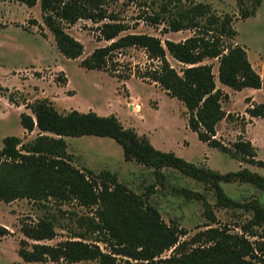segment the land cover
I'll list each match as a JSON object with an SVG mask.
<instances>
[{
    "label": "trees",
    "instance_id": "1",
    "mask_svg": "<svg viewBox=\"0 0 264 264\" xmlns=\"http://www.w3.org/2000/svg\"><path fill=\"white\" fill-rule=\"evenodd\" d=\"M33 7L38 0H17ZM114 0H40L43 24L54 36L59 52L67 59L76 60L83 55V44L66 32V26L75 25L80 20H90L99 24V40L109 43L96 48L81 61L87 70L105 71L111 76L128 80L132 77L156 84L171 98L177 99L186 108L187 126L195 132L200 141L208 146L229 154L241 163L264 168V161L257 160V150L253 143L241 136L229 147L217 138V125L223 120H233V115L224 111L222 104L229 95L217 87L213 65L208 59L218 61V81L235 91L246 88L263 89L264 75L252 66L244 47L233 41L237 31L233 27V17L218 15L208 3L193 0H127L149 7V11L139 19L150 26H164L162 34L192 31V36L183 41H162L149 34L129 33V25L120 15L110 11ZM263 0H237L242 19L256 16ZM129 49H141L147 56L148 65L136 71L121 73L118 55ZM181 65L178 72L167 56ZM66 82L63 84L65 85ZM0 90L3 88L0 86ZM32 115L20 116L22 127L27 132L39 130L37 137L27 143L15 136L3 139L0 149V202L10 203L18 199L43 203L49 200L65 205L77 202L83 207L100 205L102 219L97 221L81 217L78 223L86 227L83 233H75L73 239L60 242L56 246L30 244L27 239L41 242L55 237V221L43 217L35 226L27 225L23 233L27 239L20 241L19 256L26 264L44 261L79 263L97 261L98 264H119L115 255L122 254L125 264H157L155 258L164 250L175 246L185 233L168 227L160 221L158 211L145 208L141 197L128 192L118 183L117 177L106 173L101 185L94 178L76 170L71 165V155L67 153L66 138L95 136L111 138L123 149L124 159L138 165L151 167L157 176L165 168L197 180L211 190L218 208L243 210L249 214L248 220L237 225L240 233H229L225 228H210L199 235L204 238L208 249L182 252L180 256L165 259L161 264H252L256 259V248L264 256V204L260 200L239 202L226 194L222 183H247L264 192V176L248 168L222 174L208 167L190 163L173 152L156 149L149 138L139 135L133 128H125L114 115L100 116L96 112L87 113L71 110L60 113L48 99L26 105ZM251 118L264 120V102L254 103L246 109ZM242 123H247L243 117ZM246 125V124H245ZM103 177L101 179H103ZM106 180V181H105ZM183 193L202 201L207 218L216 223L204 195L183 189ZM116 205L118 211L127 213L128 223L135 218V227L145 237H134L135 230L128 229L119 221L107 218L109 205ZM132 214H138L139 218ZM121 225L122 228L119 226ZM10 232L0 226V238ZM96 236L90 242V236ZM251 238L258 241L251 242ZM110 244L115 252H104L98 243ZM213 252L223 258V263L209 261L204 252ZM249 257L251 260L246 261ZM264 264V257L261 259Z\"/></svg>",
    "mask_w": 264,
    "mask_h": 264
},
{
    "label": "rangeland",
    "instance_id": "2",
    "mask_svg": "<svg viewBox=\"0 0 264 264\" xmlns=\"http://www.w3.org/2000/svg\"><path fill=\"white\" fill-rule=\"evenodd\" d=\"M208 3L218 15L229 14L233 17V27L237 36L233 43L244 47L254 69L264 75V0L256 16L242 19L239 15L237 0H193ZM110 11L118 13L120 19L129 25L130 30L124 34L140 33L159 37L162 41H183L192 36V31L162 34L164 26L153 27L140 20L139 17L150 12L149 7L139 3L130 4L127 0H114ZM90 20H80L75 25L66 26V32L80 41L84 46L83 55L76 59H67L58 50L54 36L43 24L40 0L33 7L17 0H0V149L3 139L15 136L23 143L34 140L39 134L35 128L27 132L21 125L20 116L23 113L32 115L26 105H32L38 100L48 99L60 113L71 110L87 113L96 112L100 116H116L125 128H133L139 135L149 138L151 144L163 152H173L178 157L196 164L208 167L222 174L236 172L248 168L264 176V168L241 163L229 154L208 146L199 140L197 134L187 126L185 106L154 83L132 77L128 80L118 79L110 73L99 70H87L81 66V61L87 58L98 47L109 45L99 40L98 27ZM170 64L178 71L181 65L167 56ZM121 73L136 71L148 65L147 56L141 49H129L118 55ZM206 64L213 65L217 87L228 93L229 100L222 104L226 113L233 115V120L220 122L217 138L226 145H231L241 136L250 140L257 150V160L264 161V120L251 118L246 109L254 103L264 102V90L246 88L235 91L223 86L218 81V61L208 59ZM66 82L65 85H63ZM247 123H242V118ZM67 153L71 155V165L94 178L101 185L106 173L117 177L118 183L141 197L145 208H155L160 221L168 227L182 230L185 235L179 242L164 251L156 258L157 264L182 252L208 249L204 238L199 235L210 228L229 229L231 234L240 233L237 227L250 217L243 210L218 208L216 198L205 184L194 180L180 172L165 168L157 176L151 167L127 162L124 159L122 147L111 138L83 136L68 137ZM103 177V179L101 178ZM106 181V180H105ZM226 194L231 198L245 202L260 200L264 204V192L254 186L241 183H222ZM183 189L200 193L205 196L216 217V223H211L206 216L202 201L191 199L183 193ZM103 207L80 206L77 202L61 205L54 200L43 203L34 200L18 199L10 203L0 202V226L5 227L10 234L0 238V264H26L19 256L20 241L27 239L23 228L35 226L43 217H51L55 221V237L36 242L27 239L32 244L56 246L60 242L73 239L75 233H83L86 227H81L78 220L88 217L100 221ZM139 218L138 214H132ZM107 218L117 220L128 229L135 230L134 237H145L135 227V218L128 223L127 213L118 211L111 204L107 209ZM119 225L121 228L122 226ZM96 236H90L92 242ZM251 242L257 238L249 237ZM98 245L104 252L117 253L110 244L100 242ZM256 259L252 264H263L262 253L256 245ZM209 261L223 263V258L213 252L203 253ZM119 264L127 260L122 254L115 255ZM32 264H71L65 261H44ZM73 264H98L97 261H83Z\"/></svg>",
    "mask_w": 264,
    "mask_h": 264
}]
</instances>
